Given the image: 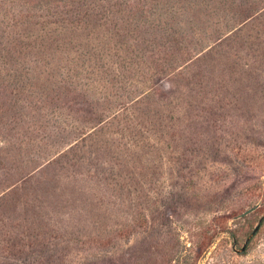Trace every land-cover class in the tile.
Returning a JSON list of instances; mask_svg holds the SVG:
<instances>
[{"label":"rangeland","instance_id":"374dc122","mask_svg":"<svg viewBox=\"0 0 264 264\" xmlns=\"http://www.w3.org/2000/svg\"><path fill=\"white\" fill-rule=\"evenodd\" d=\"M262 216L264 0H0V264H264Z\"/></svg>","mask_w":264,"mask_h":264},{"label":"water","instance_id":"95a60500","mask_svg":"<svg viewBox=\"0 0 264 264\" xmlns=\"http://www.w3.org/2000/svg\"><path fill=\"white\" fill-rule=\"evenodd\" d=\"M256 209V207H253L251 209H248L247 211L241 213L240 215H238L237 217H235V219H240L248 214H250L251 212H253ZM264 220V216H262L257 225L255 226V228L252 230V232L249 234V236L246 238L245 242L243 243L242 247L239 249V251H237L238 253H243L247 247V244L249 243V241L252 239V237H254V235L257 233L261 222Z\"/></svg>","mask_w":264,"mask_h":264}]
</instances>
